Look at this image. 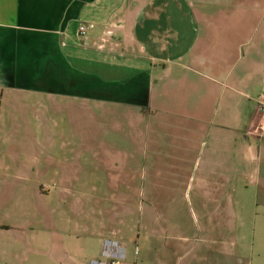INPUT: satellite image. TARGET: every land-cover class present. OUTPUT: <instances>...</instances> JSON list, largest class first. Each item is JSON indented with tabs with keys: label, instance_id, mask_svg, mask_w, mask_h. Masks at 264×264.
<instances>
[{
	"label": "crops",
	"instance_id": "0c3cea01",
	"mask_svg": "<svg viewBox=\"0 0 264 264\" xmlns=\"http://www.w3.org/2000/svg\"><path fill=\"white\" fill-rule=\"evenodd\" d=\"M238 1L0 0V133L6 128L26 142L22 152L0 150V172L34 176L40 201L58 187L39 180L52 175L57 181L58 138L36 135L32 127L47 125L48 112L68 106L87 121L121 112L148 118L157 159L152 169L168 170L176 180L197 171L202 158L217 156L224 143L255 138L253 120L245 129V104L258 82L256 110L264 95V23L257 20L261 0H246L241 12ZM62 138L79 143L74 152L81 157L93 160L100 151L104 159L118 158L113 174H126L127 159L136 158L120 150L121 157L115 155L102 140L88 144L94 138L85 135ZM4 141L0 136V146ZM21 190L7 183L0 204L11 205ZM84 235L74 253L58 232L62 264L77 263L78 255L94 259L87 255L92 244L102 251L104 235ZM80 237L69 234L74 242Z\"/></svg>",
	"mask_w": 264,
	"mask_h": 264
},
{
	"label": "rangeland",
	"instance_id": "374dc122",
	"mask_svg": "<svg viewBox=\"0 0 264 264\" xmlns=\"http://www.w3.org/2000/svg\"><path fill=\"white\" fill-rule=\"evenodd\" d=\"M245 2L238 1V12ZM258 6L257 20L263 24L264 0ZM261 93L258 82L245 104V129L253 120L256 139L242 135L237 146L224 143L222 152L202 158L197 171L178 175V180L168 170L152 169L157 159L150 153L145 116L121 112L87 121L76 107L51 110L48 124L32 131L58 138L57 181L52 175L39 177L42 184L58 187L40 201L34 176L0 172V192L7 183L22 185L11 205L0 204V224L9 228L0 229V264H62L58 232L66 250L74 253L83 247L84 233L107 238L100 252L97 245L89 246L87 255L94 259L78 255L77 263L67 264L103 261L104 243L112 239L125 255L122 264H264V139L254 133ZM1 128L5 141L0 150L22 152L26 142ZM74 135L94 138L88 144L95 146L102 140L115 155L125 151L136 158L127 159L126 174H113L118 158L109 154L104 159L100 151L93 160L86 153L81 157L80 150L74 152L79 143L62 141V136L72 140ZM69 234L82 241H71Z\"/></svg>",
	"mask_w": 264,
	"mask_h": 264
},
{
	"label": "built area",
	"instance_id": "2783aa9c",
	"mask_svg": "<svg viewBox=\"0 0 264 264\" xmlns=\"http://www.w3.org/2000/svg\"><path fill=\"white\" fill-rule=\"evenodd\" d=\"M86 27L80 28V34H85ZM258 115L259 123L255 128L254 133H257L258 136H264V95L260 98L258 104ZM104 260H96L93 261L92 264H122V260H124L125 255L120 251L119 243L113 241H106L104 243V252H103Z\"/></svg>",
	"mask_w": 264,
	"mask_h": 264
}]
</instances>
